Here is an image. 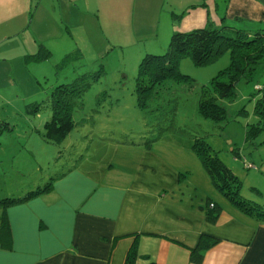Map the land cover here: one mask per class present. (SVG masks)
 I'll return each mask as SVG.
<instances>
[{"label": "rangeland", "instance_id": "1", "mask_svg": "<svg viewBox=\"0 0 264 264\" xmlns=\"http://www.w3.org/2000/svg\"><path fill=\"white\" fill-rule=\"evenodd\" d=\"M52 15L63 27L59 14ZM40 23V29L46 25ZM100 24L102 32L95 31V36L74 29V38L63 32V38L56 39L59 27L50 25L37 30L35 38L26 31L0 44V60L5 58L11 69V83L0 86V120L7 123L0 124V201L44 186L77 163L85 171L86 192H111L119 198L116 207L129 211L125 217L132 224L146 222L157 212L179 210L203 215L209 225L262 223L222 196L191 147L196 140L208 143L241 181V196L264 207V60L251 81L237 84L233 101H219L226 108L223 121L203 118L198 100L201 90L210 88L212 78L229 65L228 51L203 66L183 56L179 72L189 76L190 83L167 80L140 106L135 77L146 53L127 47L121 30L102 16ZM40 44L51 51L48 59L28 58ZM76 49L78 56L55 68ZM90 70L101 75L76 106L73 130L60 145L47 143L40 132L50 117L51 89ZM258 126L262 130L249 138L247 130Z\"/></svg>", "mask_w": 264, "mask_h": 264}, {"label": "crops", "instance_id": "2", "mask_svg": "<svg viewBox=\"0 0 264 264\" xmlns=\"http://www.w3.org/2000/svg\"><path fill=\"white\" fill-rule=\"evenodd\" d=\"M52 14H59L63 27ZM101 16L121 30L127 47L160 52L174 30L200 28L209 20L250 31L263 28L264 0H0V44L26 31L35 38L37 30L50 25L59 27L56 39L63 32L74 38V29L82 36L84 29L90 36L101 34ZM41 21L46 25L40 29ZM9 66L5 58L0 60L1 87L11 83ZM84 173L78 164L56 173L49 191L5 209L11 244L0 247V264H124L133 244V264H195L190 252L201 234L205 244L215 242L201 264H264V221L251 227L230 222L216 226L203 215L179 210L132 224L125 217L129 211L116 207L119 198L111 192H86Z\"/></svg>", "mask_w": 264, "mask_h": 264}, {"label": "trees", "instance_id": "3", "mask_svg": "<svg viewBox=\"0 0 264 264\" xmlns=\"http://www.w3.org/2000/svg\"><path fill=\"white\" fill-rule=\"evenodd\" d=\"M174 16L181 17L182 14H174ZM163 51L165 53L161 55L156 54L159 52H148L140 58L135 77V94L138 105L143 106L157 91V88L167 80L190 83L191 78L179 72V60L183 56H188L196 66H203L228 51L230 53L229 65L212 78L210 88L201 90L198 100L200 115L211 121L219 122L226 119V108L219 101H233L236 97L237 84L251 81L264 60V27L250 31L226 23L216 25L209 20L200 28L189 31L174 30L170 35L167 48ZM79 54L78 50L65 54L60 62L54 65L55 68L63 67L62 65H65L70 56L73 59ZM49 55V50L40 44L37 53L28 55V58L42 61L47 60ZM91 71L94 70L87 71L82 75L78 74L72 82L60 83L51 89L48 96L51 108L50 117L45 121L40 132L43 140L47 143L60 145L73 130L75 125L73 112L76 106L81 104L82 95L101 75L99 71L92 73ZM2 125L6 127L7 123L3 122ZM261 130L260 126L254 127L247 130L246 134L249 138H254ZM145 145L151 146L149 143H145ZM191 149L202 163L212 184L222 196L243 214L258 221H264V207L241 196V181L208 143L202 139L196 140ZM75 166H71L66 171ZM53 178L45 182L44 186L38 185L36 188H30L29 192L20 194V197L13 193L2 198L0 201L2 212L0 215L1 248L9 249L11 244L5 209L49 191ZM204 238L205 236L201 234L196 247L190 252V260L195 264H201L204 253L212 244H215V242L205 244ZM135 256L136 249L133 244L127 253L124 264H133Z\"/></svg>", "mask_w": 264, "mask_h": 264}]
</instances>
